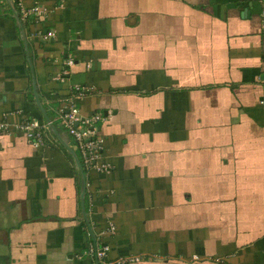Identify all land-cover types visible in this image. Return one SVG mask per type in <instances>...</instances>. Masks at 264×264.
Returning a JSON list of instances; mask_svg holds the SVG:
<instances>
[{
    "label": "crops",
    "instance_id": "1",
    "mask_svg": "<svg viewBox=\"0 0 264 264\" xmlns=\"http://www.w3.org/2000/svg\"><path fill=\"white\" fill-rule=\"evenodd\" d=\"M23 4L45 14L20 27L0 0V113L47 124L37 96L73 150L58 110L87 87L109 169L83 183L50 129L38 146L0 133V264H96L94 244L127 264H264L259 1Z\"/></svg>",
    "mask_w": 264,
    "mask_h": 264
},
{
    "label": "built area",
    "instance_id": "2",
    "mask_svg": "<svg viewBox=\"0 0 264 264\" xmlns=\"http://www.w3.org/2000/svg\"><path fill=\"white\" fill-rule=\"evenodd\" d=\"M264 7V0H258ZM13 5L18 9L21 21L31 22L44 16L45 11L39 5L24 6V0H12ZM261 35L264 42V20L261 26ZM45 37H53L52 32H47ZM71 63V61H70ZM90 93L87 87L75 85L72 95L62 100V105L58 110V122L67 135L71 138L73 150L78 153V157L83 172L103 173L109 169L108 164L102 161L104 139L99 134L98 123L103 121L101 114H93L87 117L79 115L76 101L84 98ZM21 132L24 137L34 146L43 142V131H48L47 124L40 125L36 120H29L12 125L8 123L4 113H0V133L11 134L12 131ZM111 231L114 227H110ZM107 246L90 245L89 253L92 259L99 264H127L136 262L138 257H118L107 259Z\"/></svg>",
    "mask_w": 264,
    "mask_h": 264
},
{
    "label": "water",
    "instance_id": "3",
    "mask_svg": "<svg viewBox=\"0 0 264 264\" xmlns=\"http://www.w3.org/2000/svg\"><path fill=\"white\" fill-rule=\"evenodd\" d=\"M7 3L9 4V6H10V8H11L13 18L15 19L17 25L21 27V22H20V20H19V17H18V15H17V12H16V10H15V8H14L13 3L11 2V0H7ZM35 101H36V104H37L39 110L41 111V113H42V115H43V117H44L46 123L48 124V127H49L50 131H51V132L57 137V139L59 140L60 144L63 145V147L67 150V152H68L69 155L71 156L72 160L74 161L75 167H76V168L78 169V171L81 173V177H82V179H83V183H84V175H83V173H82V171H81V166H80V163H79V160H78V158H77L76 153H75V152H74V151L68 146V143L66 142V140H64V138L62 137V135L59 134V133H57L56 128H55L54 125L51 123V121L48 119L46 113H44L42 107L40 106V103H39V101H38L37 96H35ZM83 195H84V189H83V191L81 192V208H82V212H83V217H84V219H85V221H86V223H87V220H86V214H85V211H84V205H83ZM87 228H88V230H89V233H90L92 239H94V238H93V235H92V231H91L90 226H89L88 223H87Z\"/></svg>",
    "mask_w": 264,
    "mask_h": 264
},
{
    "label": "trees",
    "instance_id": "4",
    "mask_svg": "<svg viewBox=\"0 0 264 264\" xmlns=\"http://www.w3.org/2000/svg\"><path fill=\"white\" fill-rule=\"evenodd\" d=\"M18 17H19V15H18Z\"/></svg>",
    "mask_w": 264,
    "mask_h": 264
}]
</instances>
